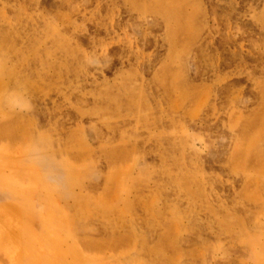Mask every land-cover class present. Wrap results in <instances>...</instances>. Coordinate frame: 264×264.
<instances>
[{
  "label": "rangeland",
  "instance_id": "374dc122",
  "mask_svg": "<svg viewBox=\"0 0 264 264\" xmlns=\"http://www.w3.org/2000/svg\"><path fill=\"white\" fill-rule=\"evenodd\" d=\"M0 264H264V0H0Z\"/></svg>",
  "mask_w": 264,
  "mask_h": 264
}]
</instances>
